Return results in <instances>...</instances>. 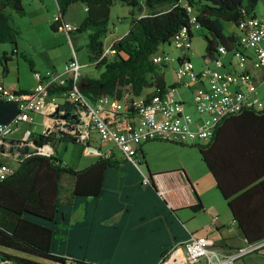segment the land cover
I'll return each instance as SVG.
<instances>
[{
    "label": "crops",
    "instance_id": "obj_1",
    "mask_svg": "<svg viewBox=\"0 0 264 264\" xmlns=\"http://www.w3.org/2000/svg\"><path fill=\"white\" fill-rule=\"evenodd\" d=\"M24 3L25 0L23 6ZM37 4L38 17L49 13L47 0H37ZM56 9L58 12L57 5ZM255 16L264 21V16ZM62 24H66L64 19ZM233 32L236 28L230 24L229 33H225ZM68 41L72 56L64 64L73 57L77 59L72 40L68 38ZM3 54L9 61L6 72L0 65V84L13 91L30 92L36 84L34 73L56 69L27 57L19 50L18 41L15 47L1 44L0 56ZM23 56L32 62V68L28 65L32 83L29 87H22L19 80V58L26 62ZM251 62L247 68L261 98L258 88L264 85V79ZM171 67L173 72L175 65ZM79 76L85 77V73H79ZM51 102V97L45 100L43 112L35 115L32 124L19 126L5 141V149L11 152L12 144L23 142L27 132L30 137L28 146L21 151L23 154L42 143L51 146L55 154L63 141L80 144L76 142L78 136L68 135L72 128L68 122L73 119L70 112L66 113L62 108L64 101L56 97L54 104ZM16 114V105L4 102L0 95V124L9 122ZM71 124L75 126V122ZM46 130L51 133L48 142L40 140ZM153 143L140 146L138 164L122 160L116 152L115 161L119 164L105 168L97 197H74L70 205L57 210L52 222L26 216L29 221L52 231L50 250L53 254L87 264H158L164 251L190 235L212 239L216 250L222 254L264 241V112L241 113L219 125L214 140L203 145L209 167L201 160L204 176L200 178L191 176L182 165L176 168L178 170L161 172L150 153ZM94 144L96 147L80 144L87 148L88 156L81 167L72 169H83L98 160L101 148L97 142ZM55 157L65 164L58 155ZM198 204L202 210H193ZM214 217L217 220L213 221ZM0 251L26 257L3 248ZM244 262L264 264V247L244 257Z\"/></svg>",
    "mask_w": 264,
    "mask_h": 264
},
{
    "label": "trees",
    "instance_id": "obj_2",
    "mask_svg": "<svg viewBox=\"0 0 264 264\" xmlns=\"http://www.w3.org/2000/svg\"><path fill=\"white\" fill-rule=\"evenodd\" d=\"M55 1L59 16L50 25L53 32H57L63 25L64 16L70 6L79 3L86 9L81 23L68 35L88 32L85 45L87 64L95 66L100 74L97 78L79 76L75 84L81 93L93 103L102 97L124 103L129 97L161 95L181 87L176 82L166 85L162 69L167 65L158 67L150 59L161 46L169 44L171 37L179 30L186 28L191 41L194 30L201 32L205 44L202 59L206 64L218 57L219 47L228 52L236 47V32L226 34L224 25L237 26L241 20L254 17L258 2L264 0ZM115 4L129 7L130 19L127 32L109 45L115 50L110 61L102 55L104 41L109 32L111 9ZM188 9L194 12L197 29L191 26ZM25 15L23 0H0V45L10 44L15 47L18 31L13 26V19L15 16L22 18ZM23 59L32 68V62L25 56ZM8 61L5 54L0 56L3 72H6ZM71 84L73 85V81H68L66 87L49 89V96L61 98V94L67 92ZM71 107L67 104L62 106L66 113ZM260 112H264V109ZM217 128L209 142L214 140ZM203 145L191 146L198 149L201 160L209 167ZM118 164L117 161L99 157L93 164L75 170L55 156L30 153L19 163L14 173L0 183V248L26 257L0 251V260L13 264H87L85 261L53 254L50 250L52 231L29 221L26 216L52 222L57 210L70 205L74 197H97L105 168ZM64 177L72 180L67 197L62 189ZM193 210H202V207L198 204Z\"/></svg>",
    "mask_w": 264,
    "mask_h": 264
},
{
    "label": "built area",
    "instance_id": "obj_3",
    "mask_svg": "<svg viewBox=\"0 0 264 264\" xmlns=\"http://www.w3.org/2000/svg\"><path fill=\"white\" fill-rule=\"evenodd\" d=\"M188 12L192 28L197 29L193 10L188 9ZM235 28L236 47L229 52L219 47L218 57L204 63L199 72H195L189 58L192 41L186 28L173 35L167 44L177 52V57L157 51L150 58L158 67L175 62L173 74L176 83L188 89L195 85L192 92L195 116L186 112L185 104L174 96L175 90L150 97H129L124 103L108 97L90 102L75 84L80 73V65L75 57L69 59L61 71L51 69L44 73H34L36 84L30 92L13 91L0 84L3 101L13 103L17 108V114L9 122L0 124V183L10 177L30 153L54 156L52 147L43 143L23 154L21 151L28 146L30 132L26 133L23 142L12 144L11 152L5 149V141L21 124H32L35 115L43 112L45 100L50 98L49 89L66 87L68 81H73V85L61 94L64 103L72 106L69 115L75 122L73 127V122L67 121L72 127L70 131L67 129L68 135L73 133L74 137L78 136L75 138L80 144L97 142L101 148L100 157L112 161L116 160L117 151L122 160L138 164L137 153L140 146L151 141L182 145L205 144L225 119L243 112L262 111V99L247 65L252 61L264 79V21L256 16L249 17L241 20ZM59 29L69 33L75 27L63 24ZM107 55H115L111 46L104 50L102 56ZM51 99L50 104H54L56 97ZM50 135V130H46L40 140L48 142ZM146 182L145 179L144 183ZM215 220L216 218L213 221ZM263 247L264 241H261L222 254L216 250L212 239L190 235L185 241L164 251L158 264H246L244 257Z\"/></svg>",
    "mask_w": 264,
    "mask_h": 264
},
{
    "label": "rangeland",
    "instance_id": "obj_4",
    "mask_svg": "<svg viewBox=\"0 0 264 264\" xmlns=\"http://www.w3.org/2000/svg\"><path fill=\"white\" fill-rule=\"evenodd\" d=\"M49 13H45V16L38 17V12L36 8L38 7L37 0H25L24 9L26 10V15L22 18L17 16L13 19V26L18 31V44L19 50L23 51L24 54L33 58L37 63L43 66L48 65L50 68H62L64 61L72 56L71 44L68 38L72 40L73 47L76 49V55L79 65L81 66L80 73H85V77L95 78L99 74V70L95 66H88L87 64V53L85 50V45L87 43V33H72L68 35L65 31L58 30L53 32L50 29L52 20L57 18L58 12L56 9L54 0H47ZM84 6L82 4H74L69 7L67 14L64 16L66 24L70 26H77L81 23V20L85 17ZM128 12L126 13V11ZM129 11L130 8L123 6L121 4H115L110 13L109 22V32L104 41V50L113 41L122 37L127 31L129 26ZM255 14L258 17L264 16V1L258 2ZM44 20L46 22H44ZM128 22V25H127ZM230 24L224 25V32L229 33ZM204 41L201 36V32L194 30L192 47L189 52L190 61L195 67V72H199L202 68L204 56ZM167 52L173 57H177L178 54L171 47L163 45L159 48L158 52ZM110 61L113 56H106ZM20 62V72L19 80L22 87H29L32 85L30 76L31 73L28 68V64L23 62L19 58ZM176 66V63H171L167 65L166 68L162 69L164 74V80L166 85L174 84L175 76L172 72L171 66ZM87 75V76H86ZM195 89V85H192L190 89L186 86H181L176 89L173 94L177 100L185 104V110L188 114L195 116V111L192 106V92ZM259 94L262 98L263 108H264V85L258 88ZM94 135V134H93ZM155 143L151 144V156L154 160L157 168L161 172H169L178 170V166H185L188 169L189 174L194 176V178H200L204 176L203 164L201 162L199 151L196 147L191 145H178L174 143L170 144H159L163 141H153ZM93 141L90 146L96 147ZM169 143V142H163ZM175 146H173V145ZM198 145H203L202 143H196ZM87 148L76 144L71 141H63L57 147V154L66 165L70 168L81 167L82 164L86 162L87 159ZM117 151H115L116 154ZM118 153V152H117ZM141 160V159H140ZM143 164V163H142ZM72 185V180L64 178L62 182L63 194L67 197L70 193ZM204 214L210 219L208 213ZM217 220V217H214ZM214 218L212 220H214ZM261 259V258H260Z\"/></svg>",
    "mask_w": 264,
    "mask_h": 264
},
{
    "label": "water",
    "instance_id": "obj_5",
    "mask_svg": "<svg viewBox=\"0 0 264 264\" xmlns=\"http://www.w3.org/2000/svg\"><path fill=\"white\" fill-rule=\"evenodd\" d=\"M65 118H66V117H65ZM76 142H77V141H76ZM78 143H79V142H78ZM0 263H1V264H9V262H8V261H4V260H3V261H2V260H0Z\"/></svg>",
    "mask_w": 264,
    "mask_h": 264
}]
</instances>
